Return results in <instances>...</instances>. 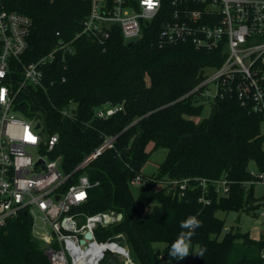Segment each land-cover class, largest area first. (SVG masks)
Wrapping results in <instances>:
<instances>
[{
  "label": "trees",
  "instance_id": "16d2710c",
  "mask_svg": "<svg viewBox=\"0 0 264 264\" xmlns=\"http://www.w3.org/2000/svg\"><path fill=\"white\" fill-rule=\"evenodd\" d=\"M0 6L31 19L22 56L28 62L60 38L70 39L79 32L90 0H0ZM159 22L157 18L143 25L141 37L133 41H125L114 25L104 48L81 34L74 40L72 54L44 68L45 90L28 86L19 93L18 109L45 122L49 133H59L52 156L61 157L65 172L96 148L103 135H117L113 147L85 169L98 184L88 190L81 207L88 212L112 209L123 215L116 224L97 229L99 238L121 232L139 264L163 259L178 264L168 250L182 231L181 221L194 215L202 226L195 229L192 248L207 251L203 257L195 255L191 264H254L263 242L231 227L224 233L225 219L216 212L240 211L257 200L254 186L245 190L241 182L251 177L250 163L264 171L263 118L235 99L217 98L207 117L194 119L203 105L185 95L200 80L203 67L217 65L219 59L212 51L188 44L159 46ZM117 104L123 108L105 119L93 115L98 107ZM65 107L75 118L59 113ZM149 143L152 148L147 151ZM158 147L167 149L165 158L155 174L147 176L224 178L228 195H211L210 203L202 205L197 188L179 196L148 180L134 196L129 180L141 173L150 151ZM30 226L31 217L23 212L0 228V264H49ZM159 242L165 243L160 251L152 247Z\"/></svg>",
  "mask_w": 264,
  "mask_h": 264
},
{
  "label": "built area",
  "instance_id": "2783aa9c",
  "mask_svg": "<svg viewBox=\"0 0 264 264\" xmlns=\"http://www.w3.org/2000/svg\"><path fill=\"white\" fill-rule=\"evenodd\" d=\"M157 18L159 46L188 44L212 51L219 59V64L203 67L200 80L185 96L210 105L217 98L235 99L264 121V0H90L81 30L70 39L60 38L49 51L28 62L22 56L31 19L0 6V228L28 213L31 234L42 243L49 264H137L123 233L103 238L96 234L97 229L119 222L122 213L118 217L112 209L88 212L81 207L88 190L98 184L85 169L113 147L117 135H103L96 148L65 172L61 157L52 156L59 133H49L45 122L21 112L18 95L28 86L45 90L44 68L72 54L74 40L81 34L104 48L114 25L125 41H133L141 37L143 25ZM122 108V104L105 105L93 115L105 119ZM59 113L75 118L68 107ZM248 170L251 177L241 182L242 187L247 190L259 183L263 191L256 195L254 190L257 200L246 203L242 210L252 212L262 225L258 239L263 243L254 264H264V171ZM148 180L179 196L197 188V201L202 205L210 203L211 195L229 193L224 178L153 179L137 173L129 185L139 188Z\"/></svg>",
  "mask_w": 264,
  "mask_h": 264
},
{
  "label": "rangeland",
  "instance_id": "374dc122",
  "mask_svg": "<svg viewBox=\"0 0 264 264\" xmlns=\"http://www.w3.org/2000/svg\"><path fill=\"white\" fill-rule=\"evenodd\" d=\"M203 107L201 110V113L199 116L194 117V119H200L207 117L210 114L211 111V105L207 101H201ZM261 129L264 132V121H262ZM152 148V143H149L146 147V150L149 151ZM167 149L164 147H158L156 149H153L150 151L149 157L146 160V162L141 166V173L146 175L155 174L158 165L163 161L165 158ZM250 169L255 168L253 163H250ZM131 187V186H130ZM132 193L135 196L137 192V188L131 187ZM254 190L256 195H260L263 191V186L257 183L254 185ZM216 215L220 218L225 219V225L226 227H231L233 231L238 230L240 232H248L251 237L258 238L261 235L262 232V225L261 223H258L255 221L256 217L252 212L247 213L244 210L240 211H229L225 212L222 210H218L216 212ZM124 235V234H123ZM123 238H125L123 236ZM41 243V242H40ZM42 244V243H41ZM165 246V243L159 242V243H153L152 247L159 251L163 249ZM43 248V245H42ZM196 245L192 249H196ZM195 255H189L188 257L178 261V264H191L194 260ZM139 264L138 262H136ZM156 264H174L169 259H163L157 262Z\"/></svg>",
  "mask_w": 264,
  "mask_h": 264
},
{
  "label": "clouds",
  "instance_id": "9594fccd",
  "mask_svg": "<svg viewBox=\"0 0 264 264\" xmlns=\"http://www.w3.org/2000/svg\"><path fill=\"white\" fill-rule=\"evenodd\" d=\"M202 226V222L196 216H189L185 220L181 221L180 227L182 231L178 234V237L171 244L168 255L173 260L180 261L189 255H197L203 257L207 249L200 247L192 249V237L195 235V229Z\"/></svg>",
  "mask_w": 264,
  "mask_h": 264
},
{
  "label": "water",
  "instance_id": "95a60500",
  "mask_svg": "<svg viewBox=\"0 0 264 264\" xmlns=\"http://www.w3.org/2000/svg\"><path fill=\"white\" fill-rule=\"evenodd\" d=\"M129 44H130V43H129ZM37 126H38V124H37ZM117 216H118V217H121V213H118ZM227 230H228V228L225 227V228L223 229V232L225 233V232H227ZM89 235H90V234H89Z\"/></svg>",
  "mask_w": 264,
  "mask_h": 264
},
{
  "label": "snow or ice",
  "instance_id": "6c2138e0",
  "mask_svg": "<svg viewBox=\"0 0 264 264\" xmlns=\"http://www.w3.org/2000/svg\"><path fill=\"white\" fill-rule=\"evenodd\" d=\"M0 98H2V94H0Z\"/></svg>",
  "mask_w": 264,
  "mask_h": 264
},
{
  "label": "crops",
  "instance_id": "0c3cea01",
  "mask_svg": "<svg viewBox=\"0 0 264 264\" xmlns=\"http://www.w3.org/2000/svg\"><path fill=\"white\" fill-rule=\"evenodd\" d=\"M226 228H228V227H226Z\"/></svg>",
  "mask_w": 264,
  "mask_h": 264
}]
</instances>
